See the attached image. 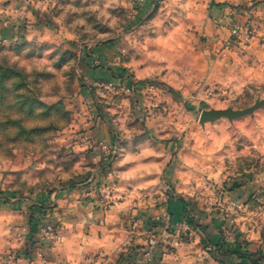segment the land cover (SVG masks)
<instances>
[{
	"label": "rangeland",
	"instance_id": "obj_1",
	"mask_svg": "<svg viewBox=\"0 0 264 264\" xmlns=\"http://www.w3.org/2000/svg\"><path fill=\"white\" fill-rule=\"evenodd\" d=\"M161 1L144 13V21L139 13L145 0H0V212H5L0 247L18 242L27 224L21 206L28 201L31 234L43 222L37 213L55 208L74 188L95 184L87 192L88 202L104 213L122 201L115 197L120 186L112 168L120 147L94 141L75 124L79 115L103 116L106 104L114 111L127 110V145L137 157L133 160L149 168L147 181L122 187L135 196L134 209L159 208L175 198L184 206L182 220L174 221L170 207L164 218L144 225L140 215L130 216L124 226L134 237L119 262L149 264L146 232L154 225L159 230L151 262H158L160 245L163 253L172 254V243L191 239H199L203 251L219 262L240 260L235 254L242 250L264 262L262 247L252 249L264 241V107L234 121L200 122L204 111L244 110L264 100V73L256 82L237 71L215 75L204 56L193 54L203 46L172 40L179 32L171 21H157ZM36 25L37 34L28 37ZM235 25L242 31L239 38L233 34ZM230 33L216 53L245 56L257 30L233 22ZM113 40L119 41V64L141 74L135 80L142 90L107 81L92 86L85 79L86 60L91 69L99 68L102 62L92 59L93 51ZM113 119L110 127L119 138ZM74 135H81L78 141L85 149L75 148ZM91 150L100 152L97 165ZM98 175L107 179L94 183ZM109 188L112 203L102 209L99 200ZM202 216L206 223H200ZM54 220H44L41 233L50 245L60 238V222ZM213 232L222 236L209 237Z\"/></svg>",
	"mask_w": 264,
	"mask_h": 264
},
{
	"label": "crops",
	"instance_id": "obj_2",
	"mask_svg": "<svg viewBox=\"0 0 264 264\" xmlns=\"http://www.w3.org/2000/svg\"><path fill=\"white\" fill-rule=\"evenodd\" d=\"M157 1L145 0L144 5L141 6L139 19L142 18L145 21L144 13L150 12ZM163 20L171 21L174 32H179L176 35L177 38L172 35V40L189 42L197 47L203 46L202 49L193 54L198 57L200 54L204 56L209 65V70H214L215 75H219V73L233 74L237 71L241 73L242 78L245 77L246 81L256 82L259 81V75L264 73V0H162L158 8L157 21ZM138 22L140 25L143 24V21L138 20ZM233 22L249 25L257 30V36L243 57H240L236 52L220 55L216 53L221 49L220 43L229 39L231 35L230 25ZM34 28L28 37L37 34L38 25ZM39 34H44V31ZM203 42H205L204 45H202ZM118 45L119 41L113 40L104 47L95 48L92 59L101 60L102 65L99 68L91 69L88 62L90 58L87 59L85 79L92 86L96 82L107 81L132 90H142L143 85L135 80L136 76L142 77L141 74L128 72L126 66L119 64L116 50ZM212 60H214V65H212ZM82 92L88 97L91 96L88 89H84ZM106 106L105 104L103 116L98 115L91 118L86 114L79 115L76 116L75 124H77V129L80 128L81 131L87 132L94 141L120 147V156L114 161L112 168L117 173L120 186L115 197L117 196L122 201H118L109 211L104 213L93 208L88 202L87 192L95 184H91L89 187L74 188L64 193L58 200L56 207L46 211L47 214L45 212L41 214L40 211L37 213L39 209H34L37 216H42L43 222L37 223V227L34 226L33 234L30 232L33 227L29 220V214L33 211L31 210V203L30 201L24 203L21 207L27 224L19 232L20 237L17 238V241L22 243L18 244L17 242L0 247V264H132L119 262L120 254L125 250V246L133 241L134 237H130L129 230L124 226L130 216L140 215V219L144 220V225L150 220L164 218L168 207H170L171 213L175 215L174 221L177 218V220H182L180 216L184 206L182 201L177 198L172 200L170 204L167 203L159 208L149 205L146 210H142V206H139V210L134 209L132 204L134 195L131 191L122 190V187L147 181L149 168L146 164L141 165L137 160H133L137 157L127 145L130 135V131L126 127L129 118L127 110L123 111L119 105L118 107L122 111L118 109L116 111H121L122 114L117 115L118 112L114 111L113 105L110 108ZM112 118H114L113 120L121 132L119 138H116L115 133L111 130ZM77 129L75 132L78 131ZM80 136L74 135L73 140L71 136L67 137L74 141L75 148L85 149L83 145L80 146L78 141ZM117 139L120 142H117ZM91 151L94 163L99 164L100 152L98 150ZM105 179H107L105 176L98 175L94 183ZM4 214L5 212H0V218H3ZM205 218L202 216L200 223H206ZM46 219H55L56 221L58 219L60 222L58 226L60 238L51 245L47 242L48 240L41 238ZM159 236L163 235L160 234ZM210 236L219 239L222 235L213 232L209 234ZM172 245L174 248L172 254L163 253L162 245L157 248L158 262H155L156 264H252L235 257L227 259L226 262H219L203 251V245L199 243V239H191L187 242L178 240ZM261 247L264 251V241L258 245L254 244L252 249L256 252V249H261ZM214 254L218 256L217 253ZM218 258L220 260L222 257L218 256ZM134 264L142 263L134 262ZM257 264H264V262Z\"/></svg>",
	"mask_w": 264,
	"mask_h": 264
},
{
	"label": "built area",
	"instance_id": "obj_3",
	"mask_svg": "<svg viewBox=\"0 0 264 264\" xmlns=\"http://www.w3.org/2000/svg\"><path fill=\"white\" fill-rule=\"evenodd\" d=\"M234 28L235 29L233 31V34L235 35L236 38H239V36L242 33L241 28L238 25H235ZM245 35H246L245 37L248 39L250 34H249V32H246ZM85 142L89 146H91V147L93 146L92 142H90L86 138H85ZM102 146L105 147L104 144ZM104 168L108 172V170H110V162H106ZM111 194H112L111 188H109V190H107L103 193L101 199L99 200L102 209H107L108 206L111 205V203H112V200H111L112 195ZM49 229H52V228H49ZM158 230H159V227L154 225V226H151L150 230L146 232V234L149 237L148 241H149V248L150 249H148L146 252V258H147V261H149V264L155 263V262H151V261L154 258V253H155L154 249H155V246L158 242V240L156 239ZM56 238H58V237H56Z\"/></svg>",
	"mask_w": 264,
	"mask_h": 264
},
{
	"label": "water",
	"instance_id": "obj_4",
	"mask_svg": "<svg viewBox=\"0 0 264 264\" xmlns=\"http://www.w3.org/2000/svg\"><path fill=\"white\" fill-rule=\"evenodd\" d=\"M263 107H264V100H260L255 105L244 110H234L233 108L221 109V110H216V109L207 110L202 113L200 122L202 125H205L207 122L214 123L222 118H227L230 121H234L235 119L251 115Z\"/></svg>",
	"mask_w": 264,
	"mask_h": 264
},
{
	"label": "trees",
	"instance_id": "obj_5",
	"mask_svg": "<svg viewBox=\"0 0 264 264\" xmlns=\"http://www.w3.org/2000/svg\"><path fill=\"white\" fill-rule=\"evenodd\" d=\"M191 225H192V223H191ZM235 255L238 258H240V260H242V261H249L252 264H257L259 261H261L263 259V257H258V256H256L253 253H250V252H247V251L244 252L243 250L242 251H239Z\"/></svg>",
	"mask_w": 264,
	"mask_h": 264
}]
</instances>
